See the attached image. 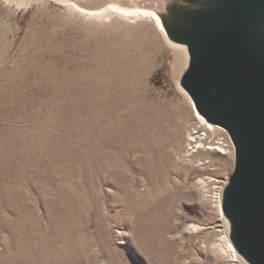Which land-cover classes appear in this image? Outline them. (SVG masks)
Returning <instances> with one entry per match:
<instances>
[{
	"label": "rangeland",
	"instance_id": "obj_1",
	"mask_svg": "<svg viewBox=\"0 0 264 264\" xmlns=\"http://www.w3.org/2000/svg\"><path fill=\"white\" fill-rule=\"evenodd\" d=\"M184 65L150 14L0 0V264H241Z\"/></svg>",
	"mask_w": 264,
	"mask_h": 264
},
{
	"label": "water",
	"instance_id": "obj_2",
	"mask_svg": "<svg viewBox=\"0 0 264 264\" xmlns=\"http://www.w3.org/2000/svg\"><path fill=\"white\" fill-rule=\"evenodd\" d=\"M71 1L97 10V0ZM103 1L153 13L165 41L186 50L178 86L233 147L218 193L224 234L238 262L264 264V0Z\"/></svg>",
	"mask_w": 264,
	"mask_h": 264
},
{
	"label": "bare ground",
	"instance_id": "obj_3",
	"mask_svg": "<svg viewBox=\"0 0 264 264\" xmlns=\"http://www.w3.org/2000/svg\"><path fill=\"white\" fill-rule=\"evenodd\" d=\"M60 1H63L64 3L65 2H68V4L70 5H73L75 6L76 8L82 10V11H85V12H89V13H98V12H102L104 10H107V9H114L116 11H119V12H122V13H127V14H130V13H144V14H150L152 15L156 21H157V24H158V27L160 29V31L163 33V30L160 28V22L158 20V18L151 12H146V11H137V10H132V11H127L125 10L122 5L119 3V2H112V4H107L106 6H103L104 4V1L103 0H97L95 5L97 10H94V11H88L84 8H81V7H84L83 3L80 2V1H75V2H72L71 0H60ZM85 2V1H84ZM164 37V36H163ZM165 39V37H164ZM166 40V39H165ZM169 44V43H168ZM170 45V44H169ZM170 46H174V45H170ZM175 47V46H174ZM177 48H181L184 52V56H185V61H186V50L184 49V47H177ZM208 132V131H206ZM203 136V135H202ZM206 136V135H205ZM204 136V137H205ZM197 136L193 135L192 133H189L188 136H187V143L188 145H190L189 148H198L200 145H198L197 143H194L196 142V138ZM193 142V143H192ZM229 143V142H228ZM206 148H214L212 146H206ZM222 148H220L221 150ZM232 152V146L229 145L228 148H224L222 150V153H231ZM218 193L219 192H215L214 193V198L216 201H218ZM219 207V205H218ZM219 215H220V212H219ZM218 242H219V248L223 251V253L228 257V259L232 262H236L238 261L237 260V257L233 254L232 250H231V246L230 244L228 243V239L226 237V234L223 233L222 235V232L219 234V237H218Z\"/></svg>",
	"mask_w": 264,
	"mask_h": 264
},
{
	"label": "built area",
	"instance_id": "obj_4",
	"mask_svg": "<svg viewBox=\"0 0 264 264\" xmlns=\"http://www.w3.org/2000/svg\"><path fill=\"white\" fill-rule=\"evenodd\" d=\"M199 124L202 127H204L205 131L209 132V130H213L212 132H214L215 135L211 136L210 139H207V142H209L211 144V146L214 147V149H216L218 152L222 153V150L224 148L229 147L228 137L226 135V132L223 129H221L219 127H216V128L205 127V126H203V124L201 122H199ZM220 148H222V149L220 150ZM218 188H220V187H218ZM218 192H219V189H218Z\"/></svg>",
	"mask_w": 264,
	"mask_h": 264
}]
</instances>
